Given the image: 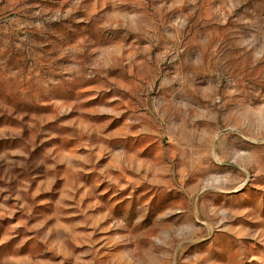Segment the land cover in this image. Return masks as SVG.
<instances>
[{
	"label": "rangeland",
	"instance_id": "374dc122",
	"mask_svg": "<svg viewBox=\"0 0 264 264\" xmlns=\"http://www.w3.org/2000/svg\"><path fill=\"white\" fill-rule=\"evenodd\" d=\"M0 264H264V0H0Z\"/></svg>",
	"mask_w": 264,
	"mask_h": 264
}]
</instances>
